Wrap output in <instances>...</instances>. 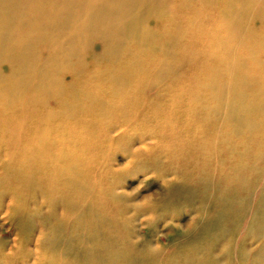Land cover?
I'll use <instances>...</instances> for the list:
<instances>
[{
    "label": "bare ground",
    "instance_id": "6f19581e",
    "mask_svg": "<svg viewBox=\"0 0 264 264\" xmlns=\"http://www.w3.org/2000/svg\"><path fill=\"white\" fill-rule=\"evenodd\" d=\"M185 71L176 180L155 201L194 216L175 225L168 261L117 185L136 160L146 168L135 172L153 164L154 148L130 136V108L152 106ZM114 117L120 135L107 124L101 145L73 137ZM124 139L121 173L99 149ZM0 221V264L21 253L32 264H264V0H0ZM118 241L133 253L118 256Z\"/></svg>",
    "mask_w": 264,
    "mask_h": 264
},
{
    "label": "rangeland",
    "instance_id": "374dc122",
    "mask_svg": "<svg viewBox=\"0 0 264 264\" xmlns=\"http://www.w3.org/2000/svg\"><path fill=\"white\" fill-rule=\"evenodd\" d=\"M154 56H155V59L158 58V55L157 56L154 55ZM155 59L148 60V58H146L147 62L149 61L151 65H153V63L156 61ZM192 76L193 74L191 71H185L180 77L172 79V80L170 79L171 81L168 80L167 82H165L164 88L158 91V92L161 91V95L157 99H155L152 106H147L145 108L143 107L138 108L136 106V107L130 108L132 111L133 117H131V120L128 121V124L131 125L133 129H130L131 134L130 133L129 134L132 137L142 135L144 137V142L147 143V146H145V148L146 147L150 148V146L154 148L153 156L150 157L148 160V162L152 161L153 164L147 165V167H149L150 169L147 168V169H144L143 171L135 172L137 168H140V166L142 168H146L143 164L141 165L140 163L143 161L139 160L140 162H138V160H136L133 163L131 169H129L127 173L122 175L121 184L117 185V189H119L118 191L122 192V195H124L127 198V201L129 203L127 205L128 207H130L131 210L128 211V216L134 215V210H132L134 206L132 204H136V205L139 204V206L141 207L140 213L137 214L138 219L136 220V230H138L137 231L138 234L139 235L142 234L141 237L143 238V241L146 240V237H147V240H150V238L148 237L149 235L153 234V237L151 238V240L153 241L151 244L152 245L154 244L155 247L156 246L161 247L163 251L162 254L163 255L166 254L167 257H169L168 261L175 259V242H173L175 241V235H174L175 230H173L175 228V225L179 224L182 227L186 226V224L189 223V221L194 215L188 212H185L184 208L176 209L175 203L171 205H168V204L162 205V203H159V205H157V202L155 200H157L159 196L167 193L166 192L167 182H171L174 184L176 180L175 154L177 153L175 151V135H176L177 129L179 128L178 126L179 121L182 120L181 105L185 104V102L183 101L180 102L178 94H180L181 91H183L185 88L189 86V83H191V80H192ZM166 84H168L167 88H166ZM153 92H156V91H153ZM162 93H164V95ZM154 96H157V94ZM119 119L123 120V117H120V118L114 117L113 119L110 118L108 120H99L97 122L98 123L97 128L91 127L89 123H84V124L81 123L80 126L75 128L73 132V137H74V134H79L80 136L83 135L84 140H89L90 138H91L90 141H92V139L93 140L98 139L97 142L98 144H100V141L102 140V138L105 137L108 133V132L106 133V130H105V127L107 126V124H109V126H114L115 128V130L111 133L112 136L120 135L119 133H117ZM69 124H70L69 122L66 123L67 127H65V133H64L65 135H67L68 133ZM151 130H154V131H151ZM126 141L127 139H124L123 145L122 144L116 145V147H112L110 149H106L104 147H101L99 149L101 159L106 160V157L111 156L112 158L110 159H112L111 162H112L113 167L115 169L117 168L118 170H120V172H121V169L125 166V164L130 160V154L129 153L127 154L126 147L124 146ZM137 143L138 142H134L132 143L131 146L134 148L136 147L139 148L142 146V144L140 143L137 144ZM70 150L71 149L69 150L65 149L64 151L69 152ZM138 164H140V166H138ZM92 168L97 171L98 178H99L98 183H99V187H101L100 189L107 191L108 186H109V182H108L109 174L106 172V170L102 171L101 169L95 166H93ZM91 174L93 175L92 172ZM68 197L72 198L73 195L69 194ZM132 198L133 200H131ZM52 199L54 201V198ZM93 199L94 201L98 202L94 204L95 208L97 209L107 208L108 215L112 217L111 211L108 210V207H107L108 205L103 204L101 202L102 200L99 198L98 195L94 196ZM56 201H57V198H56ZM152 203H156L157 207L152 208L151 206ZM44 205L46 206V203H44ZM43 210H45V207L43 208ZM103 210H106V209H103ZM55 214H56V217L54 218L56 222L61 221L62 219L67 221L65 216H62L60 218V214L57 213L56 211H55ZM138 215L141 216V218L138 217ZM157 217H163V219L159 221L158 225L156 224ZM33 218L36 223L37 218H38L37 214L34 213ZM101 218H104V215L97 217L96 220H99ZM106 228L107 226L105 225H103V227L100 228L101 230L105 231V235H107ZM154 228H156V230L152 231ZM169 228H171V230ZM0 230L3 233V235L5 236L9 235L7 226L2 225V221H0ZM120 230H122V233H123L124 227L123 229H120ZM149 231L150 232L152 231L153 233H150ZM36 232L37 231L35 230V233ZM120 235L121 233L119 232L115 233L116 238H118ZM118 244L119 246H116V249H118L117 251L118 256L122 257L121 256L122 254L118 253L119 251L120 252L122 251V253H125V252L133 253V251H130V252L124 251L122 242L118 241ZM33 247H34V243L24 244L23 246L24 250L25 249L33 250L35 248ZM82 252L86 254V256L88 257L90 256V253L88 251L87 253H86V250ZM20 255H22L23 257H21ZM20 255L19 256L21 258L16 260L15 264H19V262L20 264H24L26 262L28 263V260H29L28 257L25 256L23 253H21ZM29 263L32 264V258L29 260Z\"/></svg>",
    "mask_w": 264,
    "mask_h": 264
}]
</instances>
